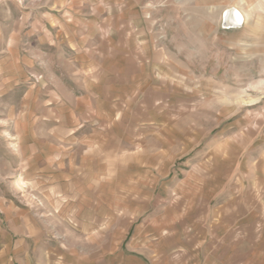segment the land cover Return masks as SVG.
Segmentation results:
<instances>
[{"label":"rangeland","instance_id":"rangeland-1","mask_svg":"<svg viewBox=\"0 0 264 264\" xmlns=\"http://www.w3.org/2000/svg\"><path fill=\"white\" fill-rule=\"evenodd\" d=\"M205 1L0 0V201L58 253L264 264V0Z\"/></svg>","mask_w":264,"mask_h":264},{"label":"crops","instance_id":"crops-1","mask_svg":"<svg viewBox=\"0 0 264 264\" xmlns=\"http://www.w3.org/2000/svg\"><path fill=\"white\" fill-rule=\"evenodd\" d=\"M216 251L219 252L209 254L208 264H223V247ZM91 255L85 261L73 254L58 253L44 242L43 233L28 210L0 201V264H99V255Z\"/></svg>","mask_w":264,"mask_h":264},{"label":"bare ground","instance_id":"bare-ground-1","mask_svg":"<svg viewBox=\"0 0 264 264\" xmlns=\"http://www.w3.org/2000/svg\"><path fill=\"white\" fill-rule=\"evenodd\" d=\"M201 2H203V4H206L205 0H201ZM223 20L226 27H237L240 24H245L246 18L239 10H237V8H229L224 13L222 17V21ZM23 185L20 181H18L16 184V186H18L19 188H22Z\"/></svg>","mask_w":264,"mask_h":264}]
</instances>
